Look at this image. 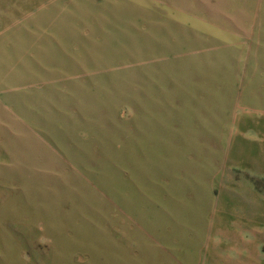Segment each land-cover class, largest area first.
<instances>
[{"label":"rangeland","instance_id":"rangeland-1","mask_svg":"<svg viewBox=\"0 0 264 264\" xmlns=\"http://www.w3.org/2000/svg\"><path fill=\"white\" fill-rule=\"evenodd\" d=\"M0 264H264V0H0Z\"/></svg>","mask_w":264,"mask_h":264}]
</instances>
